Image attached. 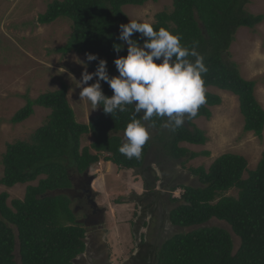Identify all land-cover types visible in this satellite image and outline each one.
Segmentation results:
<instances>
[{
  "label": "trees",
  "instance_id": "16d2710c",
  "mask_svg": "<svg viewBox=\"0 0 264 264\" xmlns=\"http://www.w3.org/2000/svg\"><path fill=\"white\" fill-rule=\"evenodd\" d=\"M147 1L53 0L39 14L38 22L46 25L59 18L69 19L71 34L56 52L97 55L98 59L90 62L91 71L103 59L107 61L109 75L116 76L119 73L114 60L127 55L126 44L120 52L115 51V46L123 43L118 39L120 25L129 23L124 7L142 6ZM172 1V10L156 13L152 24L154 30L165 27L179 34L183 46L190 50L195 47L203 56L208 68L203 76L205 103L195 117L186 115L185 123L174 130L163 126L167 117L154 115L144 121L154 135L143 146L139 159H128L119 151L124 143L120 133H124L133 116L137 119L143 116L135 114L134 105L114 115L106 114L101 106L98 114L83 123L76 118L65 83L37 98L26 96L25 106L15 112L12 123L28 119L35 106L50 109L51 113L30 140L7 144L0 185L13 187L34 181L37 184H28L23 199H12L10 204L9 193H0V264H74L85 252L86 229L74 215L70 196L51 193L68 188L73 174L88 171L101 158L118 169L135 170V175L145 181L153 178L156 184L159 177L150 163L153 152L157 164L165 171L178 169L198 156H209V151H190L181 143H207L205 131L193 120L201 116L209 119L210 107L222 103L220 95L206 90L210 86L237 95L245 131L263 138L264 107L255 94L257 81L242 75L238 63L232 59L230 46L241 27L254 29L264 21V13L248 11L251 0ZM139 37V33L133 35V39ZM139 42L142 44L143 40ZM188 59L194 61L195 57ZM95 79L89 84L95 83ZM101 83L104 94L111 97L113 90L106 82ZM84 135H91L93 142L82 147ZM192 172L198 182L182 185L179 197L170 194L176 205L168 214L169 224L185 230L156 244L151 255L154 246L142 240L137 253L142 258L140 263L264 264V153L253 170L248 169L245 156L225 153L209 168L200 166ZM176 188L171 191H177ZM232 189L238 190L237 196L226 195Z\"/></svg>",
  "mask_w": 264,
  "mask_h": 264
},
{
  "label": "rangeland",
  "instance_id": "374dc122",
  "mask_svg": "<svg viewBox=\"0 0 264 264\" xmlns=\"http://www.w3.org/2000/svg\"><path fill=\"white\" fill-rule=\"evenodd\" d=\"M52 1L0 0V177L4 173L2 163L7 144L19 140H30L34 131L45 124L51 113L50 109L35 106L34 114L28 119L21 123H12L11 118L15 112L25 106L26 96L37 98L42 93L59 89L65 83L68 86V100L79 122L87 123L100 110V107L92 110L90 102L82 101L81 89L76 87L85 67L92 72L87 55L76 52L63 55L56 52L58 47L67 42L72 31V22L67 18H59L46 25L38 22L39 14L45 12ZM172 8V0H148L142 6L126 5L124 10L128 14L129 22L130 19H134L152 23L155 21L156 13L163 10L169 11ZM247 10L255 14L264 13V0H251ZM230 50L232 59L238 63L242 75L246 79L257 81L255 94L264 107V21L254 29L241 27L235 35ZM206 90L220 95L222 103L210 107L212 116L209 119L201 116L193 120L208 136L206 144L181 143V146L187 147L190 151L210 152L209 156H198L187 160L185 165L175 170L181 175L180 182L189 185L192 182L195 184L198 182V177L193 174L192 169L200 166L209 168L222 154L237 153L245 156L248 160V169L253 170L256 169L264 153V133L263 138L260 139L254 132L245 131V120L240 111L238 96L213 86ZM149 133L151 138L154 132L149 130ZM120 135L124 138V133ZM92 142L91 135L82 136V147ZM151 159L153 166L156 159L155 157ZM111 164L112 162L104 161L101 165L98 163L90 168V172L96 176L104 174V183L111 186L107 190L110 195L106 193V186L98 188L100 191L96 198L98 205H103L106 209H110L108 202L113 203V206L119 205L118 211L107 214V221L103 224V229L107 232L104 248L99 247L101 253L97 249L94 251L96 256L101 254L103 258L107 250L109 255L106 259L110 263L105 262V264H122L124 259L130 256L129 252L124 251L125 248L133 251L135 244L147 239L149 242L154 240L157 244L185 229L173 227L165 218H163L164 228L157 233L150 225L156 224L155 219L153 221L143 219L145 224H142V217L138 218L139 207L134 202L135 192H127L128 183L131 181L138 186L141 183L140 177H135L133 180L131 170L114 169V173H111L109 167ZM117 172L118 175H115ZM247 176L248 172H245L244 177ZM28 184H37V181L19 183L13 187L0 185V193H9L8 203L10 204L12 199H23ZM181 192L182 189H179L171 195L179 197ZM237 194V189L226 192V195L237 196ZM73 212H75L74 209ZM74 215L76 216L75 213ZM163 216H167V213ZM139 223L143 227L144 235L141 238L137 236L135 240L134 230L140 232V226H136ZM148 224L150 230L149 227L146 228ZM167 225H170L168 229L165 227ZM215 225H219L218 222H215ZM89 264L92 263L89 262Z\"/></svg>",
  "mask_w": 264,
  "mask_h": 264
},
{
  "label": "clouds",
  "instance_id": "9594fccd",
  "mask_svg": "<svg viewBox=\"0 0 264 264\" xmlns=\"http://www.w3.org/2000/svg\"><path fill=\"white\" fill-rule=\"evenodd\" d=\"M135 33L140 34L139 39H133ZM118 39L123 43L115 46L116 52H120L124 44L127 45V55L114 60L119 74L110 76L107 61L100 59L94 72L84 68L76 87L81 89V100L90 102L92 110L102 106L106 114L114 115L134 105L135 114L143 113L139 119L133 116L127 124L124 143L119 148L128 159H139L150 137L144 121H149L154 115L167 117L168 121L163 126L174 130L185 123L186 115L190 118L197 115L198 108L205 103L203 76L208 68L195 47L190 50L182 45L179 34L165 27L154 30L153 24L148 21L130 19L129 23L121 24ZM140 40H143L142 44ZM190 56L195 60L188 59ZM97 59V55L87 54V61ZM94 78L95 83L89 84ZM102 81L113 90L111 97L104 94ZM103 162L101 158L99 164ZM84 173L96 177L90 169ZM95 202L98 205L96 199ZM76 217L84 226L77 214ZM81 256L74 260V264Z\"/></svg>",
  "mask_w": 264,
  "mask_h": 264
},
{
  "label": "flooded vegetation",
  "instance_id": "af4514ba",
  "mask_svg": "<svg viewBox=\"0 0 264 264\" xmlns=\"http://www.w3.org/2000/svg\"><path fill=\"white\" fill-rule=\"evenodd\" d=\"M151 157L154 158V152L151 154ZM155 159L157 158L155 157ZM156 163L157 162H153V167L155 169L156 175L159 177V180L156 181V184H154L153 178H148L149 179L148 181L142 179L143 191L142 193L139 194L134 191L135 192L134 195H135V202L140 210L139 211L140 216H138V218L140 219L142 217L143 219L152 220V221L153 219H155L156 224L152 226L153 228H155V231L157 233L160 227V222L163 225V218L168 219V223H169L168 214L170 210H172L176 205L173 204L171 201L170 194L174 192L171 191V188L177 187L176 189L179 190L182 189V185H189V184L180 182L179 179L181 175H179V173L175 171L176 169L172 170L171 168H167V170L165 171L162 169V166ZM82 174H84V176ZM82 174L79 173L73 174L72 183L70 186H68V188H72V193L74 196V199L72 200V204H73V209L74 210L75 208L77 209L76 214L79 216L78 220L82 219V221L85 224L84 226L88 230L89 228H92L94 224L99 223L100 220L103 219V213L105 211V208L100 207L97 204L94 205L93 200L96 199L97 194H95L92 188L91 185L92 182L90 184V177L88 176V174L87 173H82ZM194 184L195 183L192 182L190 185H194ZM179 196H181V193ZM166 213L167 216H163V214ZM142 221L143 224H145L144 220ZM150 225H147L146 228H148ZM165 227L166 229H168L170 225H167ZM142 229L143 227L141 226L140 231H142ZM87 233L89 234V230L87 231ZM145 234L147 235V232ZM93 235L96 236V240L94 243L92 242L91 247L93 249H97L98 251L100 250L99 249L100 246H102L103 249L105 243L104 240H99V236L101 234L100 233L95 234V232H93ZM150 243H152V247L154 246L152 249H150V255H151L155 252L156 244L154 240L150 241ZM139 250L140 248L137 251L135 250L132 254H130L128 258H125L122 264H141L140 262H142V258L139 259V256L137 254ZM89 251H91V249H89ZM88 254L89 253H86L85 255L88 256ZM97 258L100 261H97L96 264H105V262L106 263L109 262V261L107 262V259H105L104 257L102 258L101 254L97 256ZM87 259L95 263V261L89 259V257ZM137 260L139 261L137 262ZM149 264H151L150 261Z\"/></svg>",
  "mask_w": 264,
  "mask_h": 264
},
{
  "label": "crops",
  "instance_id": "0c3cea01",
  "mask_svg": "<svg viewBox=\"0 0 264 264\" xmlns=\"http://www.w3.org/2000/svg\"><path fill=\"white\" fill-rule=\"evenodd\" d=\"M101 165V164H100ZM110 169H111V173H114V169H118V167L115 165V164H111L110 166ZM98 168H100V166L98 167ZM119 170H122V169H119ZM118 170V171H119ZM123 170H125V169H123ZM128 171V170H127ZM130 171V170H129ZM135 170H131V173H132V175H131V177H132V179L134 180V178L135 177H140L139 175H135L136 173L134 172ZM93 174V173H92ZM95 175V174H94ZM104 174H100V176H96V177H94V180H93V182H92V188H93V190H94V192H95V194H97V196H98V191H99V187L101 186L102 188H105V186H106V193L108 194V195H110V192L109 191H107L108 189H109V187H111V186H108L106 183H104V177L105 176H103ZM115 175H118V172H117V174H115ZM140 179H141V183L140 184H138V186H136V184H134V183H132L131 181L128 183V185H127V192H133V191H135L136 193H142V191H143V181H142V178L140 177ZM191 186V185H190ZM99 193H100V191H99ZM97 196H96V198H97ZM100 202V201H99ZM134 202H135V200H134ZM136 203V202H135ZM108 204H109V206H110V209H106L103 205L102 206H100V207H104L105 208V211H104V213H103V219L102 220H100V222L99 223H96V224H94V226L92 227V228H89L88 230H89V234L87 233V236L85 237V243H86V249H85V252L82 254V256H81V258H80V262H84V263H86V264H89V262H91V261H89L87 258L85 259V255L84 254H86V253H89L88 255V257H89V259H91V260H94L95 261V263H93V262H91L92 264H96V262L97 261H100L98 258H97V256L95 255V251H94V249L91 247V245H92V242L94 243L95 242V240H96V236H94L93 235V232H95V234H98V233H100L101 235L99 236V240H104L105 239V235H106V237H107V232L105 231V229H103L104 227H103V224H104V222L105 221H107V214L108 213H112L113 214V212L115 211H118V207H119V205L118 206H113L114 204L113 203H111V202H108ZM122 205V204H121ZM125 206H127V205H125ZM122 207H124V205H122ZM109 208V207H108ZM114 220L115 221H117L116 220V218H114ZM142 220H143V218H142ZM142 222V224H143V221H141ZM147 222H149L150 223V221H147ZM151 223H152V221H151ZM99 225H101V226H99ZM149 225V224H148ZM151 225H153V223L151 224ZM137 227H141L142 225H140V223L138 224V225H136ZM140 227H139V229H140ZM163 229L164 228V219H163V225H162V223L160 222V227H159V230L158 231H160L161 229ZM87 230V231H88ZM138 231V230H137ZM136 230H134V238H135V240H137V236H139V238H141L143 235H144V232H142V231H140V232H137ZM106 233V234H105ZM139 235H138V234ZM121 236V235H120ZM120 236H119V238H120ZM104 243H105V240H104ZM106 244V243H105ZM141 240L137 243V244H135V246L136 247H134L133 248V251L131 250V251H129V250H127L125 247V249H124V251L125 252H129V254H132L135 250L137 251L138 249H139V247H141ZM89 249H91V251H89ZM108 252H107V250H106V254H105V256H104V258L106 259V257H107V255H109V254H107ZM109 260H107V262H108ZM109 263H110V261H109Z\"/></svg>",
  "mask_w": 264,
  "mask_h": 264
},
{
  "label": "water",
  "instance_id": "95a60500",
  "mask_svg": "<svg viewBox=\"0 0 264 264\" xmlns=\"http://www.w3.org/2000/svg\"><path fill=\"white\" fill-rule=\"evenodd\" d=\"M93 180H94V176H90V184H91V182ZM59 194H66V195H69L72 200L74 199V196H73V193H72V188H60V189H58V190H56V191L51 193V195H53V196L54 195H59ZM93 201H94V205H95L96 204L95 199Z\"/></svg>",
  "mask_w": 264,
  "mask_h": 264
}]
</instances>
